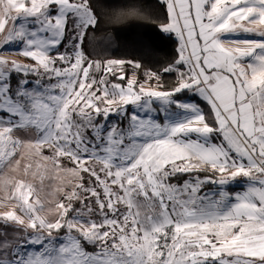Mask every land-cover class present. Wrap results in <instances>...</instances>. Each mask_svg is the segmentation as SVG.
<instances>
[{"label": "snow or ice", "instance_id": "1", "mask_svg": "<svg viewBox=\"0 0 264 264\" xmlns=\"http://www.w3.org/2000/svg\"><path fill=\"white\" fill-rule=\"evenodd\" d=\"M152 15L167 66L92 58ZM0 207V264H264V0H0Z\"/></svg>", "mask_w": 264, "mask_h": 264}, {"label": "trees", "instance_id": "2", "mask_svg": "<svg viewBox=\"0 0 264 264\" xmlns=\"http://www.w3.org/2000/svg\"><path fill=\"white\" fill-rule=\"evenodd\" d=\"M146 2L154 4L155 0H146ZM105 11H110V9H105ZM157 11L162 16L164 9L158 6ZM146 15H151V13H146ZM151 19L153 23L150 27H136L132 21L101 25L99 30L85 40L88 51L92 53V58L102 61L106 59L136 60L140 62L142 69L153 71L167 66L168 62L178 58V40L174 35L169 36L162 33L155 26L156 23H163V19H157L154 15ZM175 79V74L161 76V82L165 88H168ZM185 95L186 97L191 96V93ZM194 100L205 108L207 116V106L202 98L197 96ZM208 173L209 171H200L193 175L206 176Z\"/></svg>", "mask_w": 264, "mask_h": 264}, {"label": "rangeland", "instance_id": "3", "mask_svg": "<svg viewBox=\"0 0 264 264\" xmlns=\"http://www.w3.org/2000/svg\"><path fill=\"white\" fill-rule=\"evenodd\" d=\"M244 37H245L244 34L241 33V34H238V35H234V36L232 37V39H242V38H244ZM225 42L228 43L227 40H226ZM14 53H16V54H14ZM8 56H10V57H9L10 59H14V60H16V61H18V62H20V63H27V64H32V63H34V61H32L30 58L24 57L21 53L11 52ZM101 61H102V60H101ZM133 61H136V60H133ZM139 63H140V62H139ZM147 70H148V69H142V68L135 70V71H136V74H137V77H138V80H139L140 82H143V80H144V73H145ZM90 71H91V70H90ZM124 72H125L126 74H130V73L132 72L131 67L128 66V65H126L125 68H124ZM96 75H97V77H99L100 73H96ZM29 78L31 79V78H33V77L30 76ZM107 79H108L109 81H111V82H115V83H124V81L117 80L114 76H111V75H109V76L107 77ZM146 86H152V85H151V82H149V85H146ZM198 97H199V96H198ZM199 98H200V97H199ZM193 102L196 103L195 100H193ZM200 106H201V105H200ZM129 111H131V108H129ZM109 119H110V120H114L115 117H109ZM121 126H123V125H121ZM193 138H194V137H193ZM211 175H212V173L209 171V173H208L206 176H211ZM200 177H201V178H204L205 176H200ZM213 187H215L214 184H205L204 187H203V190L208 189V188H213ZM1 210H5V209L1 208ZM63 234H64V230L61 229V235H63ZM54 235H55V233H54ZM31 247H36V246H35V245H32ZM89 250H91V249H89Z\"/></svg>", "mask_w": 264, "mask_h": 264}, {"label": "crops", "instance_id": "4", "mask_svg": "<svg viewBox=\"0 0 264 264\" xmlns=\"http://www.w3.org/2000/svg\"><path fill=\"white\" fill-rule=\"evenodd\" d=\"M244 36H245V34H244ZM10 53H11V52H5V53H2V54L6 55L7 57H10V56H8ZM14 54H16V53H14ZM214 186H215V185H214ZM215 187H216V186H215ZM215 187H213V188H208V189H205V190H203V191L213 190ZM230 190L241 191L242 189L240 188V186H239L238 184H232V185L230 186ZM1 208H3V207H0V211H4V210H1ZM3 209H4V208H3Z\"/></svg>", "mask_w": 264, "mask_h": 264}]
</instances>
